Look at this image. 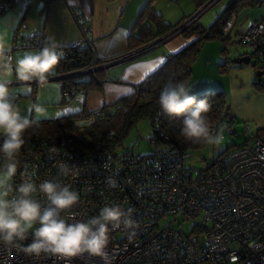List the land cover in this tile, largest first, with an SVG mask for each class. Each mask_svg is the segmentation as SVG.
I'll list each match as a JSON object with an SVG mask.
<instances>
[{
	"label": "built area",
	"instance_id": "1",
	"mask_svg": "<svg viewBox=\"0 0 264 264\" xmlns=\"http://www.w3.org/2000/svg\"><path fill=\"white\" fill-rule=\"evenodd\" d=\"M14 1L0 0V13ZM213 2L204 1L160 37L110 57L93 52L82 14L71 7L82 39L70 47L85 45L92 58L86 67L53 73L49 78L74 72H82L84 76L135 57L157 42L182 32ZM233 24L228 18L222 30L229 31ZM237 34L238 42L257 55L264 53V18L239 27ZM43 41L42 36L31 31L17 38L10 50L39 48ZM134 89L138 91L139 87ZM78 93L86 91L81 88ZM18 95L15 93V102ZM103 113L100 107L81 110L79 116L91 122ZM234 118L227 114L217 119L211 129L223 125V137L226 132L233 133ZM155 125L159 129L157 121ZM248 129L246 124L247 139L241 144L230 145L195 172L184 165L188 150L171 145L141 154L118 144L91 146L68 140L60 144L42 140L37 147L20 154V160L36 173L37 179H56L80 194L79 202L71 210L76 219L95 215L106 202L122 203L132 209L139 226L131 239L121 228L111 230L108 244L111 264H264V131L249 135ZM115 135L116 131L109 129L107 138ZM168 138L167 134L163 135V140ZM60 164L69 166L68 175L60 173ZM22 170L18 167L16 182ZM109 177L115 179V187H109ZM183 220L191 222L189 231L180 229ZM30 239L29 236L22 243H29ZM65 259L68 264H104L95 256ZM0 264H65V260L44 254L36 257L19 247L0 245Z\"/></svg>",
	"mask_w": 264,
	"mask_h": 264
},
{
	"label": "clouds",
	"instance_id": "2",
	"mask_svg": "<svg viewBox=\"0 0 264 264\" xmlns=\"http://www.w3.org/2000/svg\"><path fill=\"white\" fill-rule=\"evenodd\" d=\"M61 56L59 45L51 36L39 48L16 53L0 40V245L19 247L36 257L53 256L65 260V264V258L82 255L99 257L104 264H111V230L121 228L131 239L139 226L132 209L122 203L106 202L95 215L76 219L71 210L79 202L80 194L56 179H37L36 173L20 160L26 142L24 130L37 123L45 108L34 103L30 110L35 117L22 114L10 84L12 80L44 84ZM164 59L160 57V63ZM192 86L190 82L169 78L159 91V108L168 116L182 117L180 131L186 139L216 145L223 138L224 126L210 128L205 115L209 104L205 98L192 94ZM18 167L23 170L16 182ZM58 168L63 175L70 172L67 164ZM108 185L115 187V179L109 177ZM29 236L30 242L22 243Z\"/></svg>",
	"mask_w": 264,
	"mask_h": 264
},
{
	"label": "crops",
	"instance_id": "3",
	"mask_svg": "<svg viewBox=\"0 0 264 264\" xmlns=\"http://www.w3.org/2000/svg\"><path fill=\"white\" fill-rule=\"evenodd\" d=\"M37 1L24 0L12 5L14 1L11 8L0 14V40L12 45L14 33L18 34L16 38H22L27 35L26 29H32L42 36L43 42H47V38L51 36L59 47L69 46L82 39L80 26L70 10L75 7L84 19V27L87 29L88 38L91 39L93 52L100 57H110L132 49L131 45L137 46L142 39L150 41L160 37L170 26L191 15L197 7V0H51L47 4L44 0ZM231 1L233 0H217L216 16ZM263 1L259 0L256 4ZM249 6L242 7L229 17L234 21L233 27L224 31L229 37L233 28L237 33L239 27L264 18V14L254 17L251 9L241 14L242 10ZM211 17H214L211 10L204 11L197 17L196 22L202 27H208L215 19ZM27 18L30 19L29 25ZM207 19L210 20L205 23ZM194 37L193 34L185 36L178 33L144 49L135 57L112 65L106 70L102 69L103 81L100 88L91 89L85 94L78 93L81 95V108L77 111L98 109L103 103L130 93L134 83L141 81L162 64L160 57L166 58L168 52L179 50ZM15 83L21 82L12 80L10 85Z\"/></svg>",
	"mask_w": 264,
	"mask_h": 264
},
{
	"label": "trees",
	"instance_id": "4",
	"mask_svg": "<svg viewBox=\"0 0 264 264\" xmlns=\"http://www.w3.org/2000/svg\"><path fill=\"white\" fill-rule=\"evenodd\" d=\"M203 1L197 0V6L203 3ZM258 1H231L223 7L208 27H202L196 21H193L182 31V34L185 36L195 35L190 42L177 51L168 52L161 65L148 73L141 81L133 84V90L130 93L122 95L114 101L103 103L101 108L104 113L99 118L86 123V125L84 124L80 129L74 123V120L79 116V112L84 109L55 118L37 120L36 124L24 130L26 142L22 146L20 154L37 147L42 140H48L50 143L55 144H60L62 140H68L82 142L91 146L98 143L114 146V144L122 142L123 137L129 129L141 117H147L149 119L155 135L163 139V135L167 134L169 138L166 142L171 146H177L183 150L204 146V143H193L190 139H186L182 135L180 131L182 128V117L168 116L160 110L157 103L159 91L169 78L174 80H188L192 72V63L196 59L202 43L209 38L228 39V33H224L222 30L226 20L242 7L252 5ZM173 26H170L169 29ZM17 35V32L14 33L13 42L17 39ZM147 41L148 39H142L137 46L131 45V47H138ZM59 48L62 56L58 60L52 74L65 73L83 68L89 65L91 61L92 53L85 45L78 47H70V45L60 46ZM252 51L255 53L254 50ZM255 55L257 57H264V53ZM102 73V69H97L94 73L87 74L85 77H64L59 79L62 101L70 100L81 88L85 89L86 92L94 88H100L103 81ZM135 86L139 87L138 91L134 89ZM65 91H67V94H65ZM140 91H143L145 94L139 95L138 93ZM195 95L198 98H205L209 104V109L205 115L210 128L217 119L231 114L227 109L224 92L222 90H210ZM156 121L159 124V129L156 128ZM109 129L116 131V135L110 139L107 138ZM78 130L83 135H86L88 140H80L77 135ZM263 131L264 127L260 132Z\"/></svg>",
	"mask_w": 264,
	"mask_h": 264
},
{
	"label": "rangeland",
	"instance_id": "5",
	"mask_svg": "<svg viewBox=\"0 0 264 264\" xmlns=\"http://www.w3.org/2000/svg\"><path fill=\"white\" fill-rule=\"evenodd\" d=\"M23 1L16 0L12 5ZM213 1L215 3L217 0ZM217 4L215 3V5ZM12 5L0 14L7 11ZM215 5H211L205 10L206 12L211 10L214 17L216 16V7H218V5ZM247 9H251L254 17L258 14H264V1L260 4L254 3L249 8H244L241 14ZM210 19H207L205 23ZM26 22L29 25L30 19L27 18ZM26 30L27 34L32 31V29ZM235 31V28H233L230 37L226 40L219 38L206 39L192 63L191 75L186 80V82L193 85L192 94L222 90L227 109L235 117L231 123L235 131L233 133L226 132L218 144H205L200 148L188 149L189 154L184 160V165L194 169V172L210 164L214 156L230 145H239L247 139L244 132L246 124H249V135L261 131L264 127V57H257L251 52L250 47L238 42V34ZM11 47L12 45H10ZM20 50L23 49H13L12 53ZM244 52H248V55H250L249 61L241 59L245 55ZM236 57L238 60H233ZM81 77H85V75ZM10 88L19 94L16 103L22 114H27L30 118L35 117L34 111L30 110L31 105L34 103L43 105L45 111L37 117V120L55 118L81 108V95L78 93L70 100L62 101L58 79H48L44 84L32 81L15 83L10 85ZM74 123L80 129L81 126L88 123V120L78 116L75 118ZM77 135L82 141L88 140V137L79 130ZM120 145L127 149L132 147L134 152L145 154L156 148L167 147L169 143L154 134V129L147 117H141L117 146ZM179 226L180 229L189 231L191 222L183 220Z\"/></svg>",
	"mask_w": 264,
	"mask_h": 264
},
{
	"label": "water",
	"instance_id": "6",
	"mask_svg": "<svg viewBox=\"0 0 264 264\" xmlns=\"http://www.w3.org/2000/svg\"><path fill=\"white\" fill-rule=\"evenodd\" d=\"M241 59L244 60V61H249L250 55L245 54ZM233 60H238V58L236 57ZM83 74L84 73H82V72H74V73H68V74H64V75H58V76H55V77H50L48 79H58L59 80V79L64 78V77H72V76H77V75L81 76Z\"/></svg>",
	"mask_w": 264,
	"mask_h": 264
}]
</instances>
